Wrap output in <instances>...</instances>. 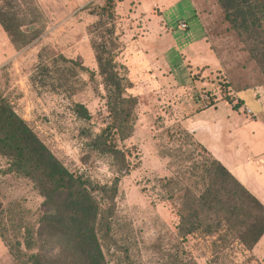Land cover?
Returning <instances> with one entry per match:
<instances>
[{"label": "rangeland", "instance_id": "1", "mask_svg": "<svg viewBox=\"0 0 264 264\" xmlns=\"http://www.w3.org/2000/svg\"><path fill=\"white\" fill-rule=\"evenodd\" d=\"M0 16V95L70 172L101 185L117 173L112 157L91 143L112 121L93 44L119 47L115 60L137 105L129 136H112L129 167L114 200L117 246L103 244L108 264L124 257L132 264H264V235L246 251L238 233L247 227H207L215 214L205 210L203 227H188L194 205L186 189L193 196L206 188L208 178L199 176L212 153L176 130L198 142L190 118L206 109L198 125L217 131L220 120L207 109L219 103L224 114L239 97L246 119L264 113V63L217 0H0ZM77 103L89 119L77 117ZM10 169L0 154V264H31L44 198L34 180ZM232 220L247 221L241 214Z\"/></svg>", "mask_w": 264, "mask_h": 264}, {"label": "trees", "instance_id": "2", "mask_svg": "<svg viewBox=\"0 0 264 264\" xmlns=\"http://www.w3.org/2000/svg\"><path fill=\"white\" fill-rule=\"evenodd\" d=\"M217 1L231 28L239 36H245L252 44L251 51L260 54L264 63V0ZM4 26L7 28L6 23ZM110 42V47L102 42L94 43L93 48L99 74L104 78L112 121L91 139L93 148L112 157L111 164L117 175L110 184L94 183L70 172L0 95V154L9 158L10 170L34 180L44 198L35 241L40 249L29 256L31 264H108L103 244L117 246L113 236L114 200L120 176L129 165L112 136H129L127 130L132 126L137 98L126 94L129 86L119 72L113 53L119 47L114 40ZM242 103L239 101L235 107ZM74 111L78 118L90 117L83 104L77 103ZM176 132L189 144L205 151L186 129L178 127ZM202 171L199 178L204 181L208 178L206 188L193 196L189 195V188L186 189L194 205L188 227H203L200 212H214L215 219L207 227H247L238 233V239L246 251L252 250L264 235V204L213 155L203 160ZM172 181L169 179L168 183ZM171 194V198L174 197ZM225 200L233 202L231 210L223 207ZM239 214L247 221L235 224L231 217ZM180 218L179 227H185L184 217L180 215ZM31 240L25 239L27 249L33 246ZM118 264L132 262L124 257Z\"/></svg>", "mask_w": 264, "mask_h": 264}, {"label": "crops", "instance_id": "3", "mask_svg": "<svg viewBox=\"0 0 264 264\" xmlns=\"http://www.w3.org/2000/svg\"><path fill=\"white\" fill-rule=\"evenodd\" d=\"M215 107L219 109V103L207 110L220 120L221 127L217 131L199 127L206 115V109L200 110L190 118L194 136L264 204V113L251 120L240 114L241 106L227 108L224 114Z\"/></svg>", "mask_w": 264, "mask_h": 264}, {"label": "built area", "instance_id": "4", "mask_svg": "<svg viewBox=\"0 0 264 264\" xmlns=\"http://www.w3.org/2000/svg\"><path fill=\"white\" fill-rule=\"evenodd\" d=\"M186 26H187V24H186L185 22H181V23H180V27L183 28V27H186ZM247 113H248V114H251L252 111H251L250 109H247Z\"/></svg>", "mask_w": 264, "mask_h": 264}]
</instances>
